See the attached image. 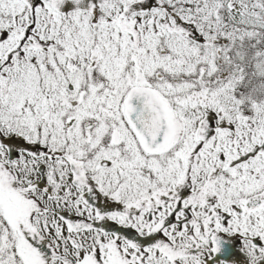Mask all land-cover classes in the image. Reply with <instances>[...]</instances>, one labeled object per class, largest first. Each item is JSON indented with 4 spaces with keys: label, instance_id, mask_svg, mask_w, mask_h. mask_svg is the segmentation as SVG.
Instances as JSON below:
<instances>
[{
    "label": "snow or ice",
    "instance_id": "obj_1",
    "mask_svg": "<svg viewBox=\"0 0 264 264\" xmlns=\"http://www.w3.org/2000/svg\"><path fill=\"white\" fill-rule=\"evenodd\" d=\"M0 264H264V0H0Z\"/></svg>",
    "mask_w": 264,
    "mask_h": 264
}]
</instances>
